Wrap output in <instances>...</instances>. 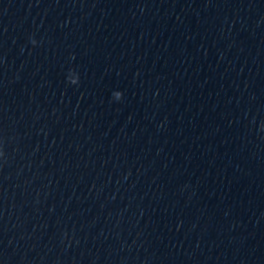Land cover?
Instances as JSON below:
<instances>
[{
  "label": "clouds",
  "instance_id": "1",
  "mask_svg": "<svg viewBox=\"0 0 264 264\" xmlns=\"http://www.w3.org/2000/svg\"><path fill=\"white\" fill-rule=\"evenodd\" d=\"M72 83H75L74 81H71ZM121 93L119 92V91H117V92H114L113 93V96L117 99V100H119L120 98H121Z\"/></svg>",
  "mask_w": 264,
  "mask_h": 264
}]
</instances>
